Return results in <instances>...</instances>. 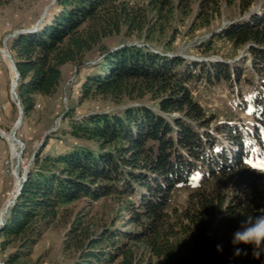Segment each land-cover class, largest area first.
<instances>
[{"label":"trees","instance_id":"1","mask_svg":"<svg viewBox=\"0 0 264 264\" xmlns=\"http://www.w3.org/2000/svg\"><path fill=\"white\" fill-rule=\"evenodd\" d=\"M179 1L184 10L196 2L203 14L236 2ZM10 2L0 0V7ZM251 3L238 0L243 10ZM148 7L151 11L128 0H57L56 12L45 17L35 32L8 42L18 73L16 94L23 118L34 110L37 97L56 93L63 66L80 67L85 55L97 47L103 60L99 70L86 75L83 100L94 96L115 103L146 99L155 102L160 113L178 116L165 118L146 106L82 119L67 113L65 119L72 120L64 135L92 146L36 156L0 230V252L15 247L6 255L7 264H22L29 258L66 206L81 200L92 204L106 197L125 201L126 225L132 229L93 227L89 213H78L67 233L66 242L78 251L71 264H153L154 259L160 264L264 261V257L252 258L250 246L231 243L246 215L264 213V172L258 173L247 163H253L248 157V136L264 150L257 127L242 131L218 125L215 133L206 132L209 120L190 89L202 80L218 84L234 77L242 83L240 72L236 68L230 72L221 63L168 58L144 47L102 46L103 40L113 36L154 31L157 20L153 19L171 12L173 3L150 0ZM221 36L239 46L249 45L264 78V11L232 24ZM247 82L246 77L243 83L247 86ZM253 104V118L258 127H264V102L254 99ZM218 134L225 143L218 140ZM178 188L191 190L181 209L173 205ZM218 245L222 250H217ZM236 248L241 249L239 256L234 255Z\"/></svg>","mask_w":264,"mask_h":264},{"label":"rangeland","instance_id":"2","mask_svg":"<svg viewBox=\"0 0 264 264\" xmlns=\"http://www.w3.org/2000/svg\"><path fill=\"white\" fill-rule=\"evenodd\" d=\"M128 1L131 5L146 7L148 11L150 10L148 7L150 0ZM171 2L173 3L171 12L162 13L163 18L160 20L152 18L154 21L157 20L154 31L145 29L140 35L113 36L103 40L102 46L112 49L126 44L144 47L168 58L180 57L197 64H225L230 72L236 68L240 72L242 83H238L233 77L229 82L207 84L202 80L190 85L193 98L204 109L205 116L209 120V126L204 130L215 133L218 125H232L246 131V128L255 126L257 138L264 146V127H258L259 124L253 118L254 99L264 102L262 86L264 78L260 76L254 64L249 45L239 46L221 36L222 32L232 24L253 15L262 14L264 0H252L245 10L240 7L238 0L232 5L223 3L217 12L209 14L200 13L196 2L185 10L179 7V0H171ZM56 9L57 0H11L9 4L0 7V48H3L7 34L34 27L42 17L50 16L56 12ZM149 14L155 15L153 12ZM6 48V53L11 56L8 42ZM102 60L103 56L97 47L85 55L80 67L71 64L62 67V81L56 93L51 97H37L34 110L26 118L22 115V123L25 121L21 123L19 134L24 150L19 165L16 166L15 160L12 163V171L16 169L18 178H22L26 173L28 175L34 159L40 153L56 155L72 147L92 146V143L64 135L63 130L72 120L71 117L82 119L95 113H119L125 108L134 106H146L165 118L178 116L160 113L156 103L146 99L139 102L123 100L121 103H115L110 99L94 96L83 100L82 83L86 75L100 69ZM8 64L11 67L9 62ZM246 77L250 79L247 86L243 83ZM9 93L10 77L5 70L0 75V104L8 106L4 126L10 132L19 117V110L10 100ZM67 113H70L71 117L65 119ZM201 134L204 137L205 133L201 132ZM221 136L222 134H218V140L225 143ZM246 143L251 147L248 157L253 158V164L264 162V150L259 148V144L250 140L249 136L246 138ZM9 152V145L0 137V215L7 200L6 193L13 190L14 184L12 172L9 170L11 174L9 175L4 164L9 157ZM252 168L258 173L264 172V170ZM190 192V188H178L173 193V205L179 209L184 207ZM126 207L124 200L114 197H106L92 204L81 200L66 206L60 212L57 222L45 232L34 247L31 256L22 264H71L77 257L78 251L72 246V242L66 241L67 233L76 215L89 213L88 220L95 225L93 227L112 225L118 229H132V226L126 225L128 219ZM66 246L68 248H65ZM14 248V246L9 247L3 254L7 255ZM153 264L160 263L154 259Z\"/></svg>","mask_w":264,"mask_h":264},{"label":"built area","instance_id":"3","mask_svg":"<svg viewBox=\"0 0 264 264\" xmlns=\"http://www.w3.org/2000/svg\"><path fill=\"white\" fill-rule=\"evenodd\" d=\"M7 26H8V24H7ZM16 31H12L11 33H9V34H7L6 35V37H5V39H4V42H3V48H0V49H3L4 50V52L6 51V43L7 42H9L12 38H14L13 37V35H14V33H15ZM8 62L9 63H11V61L9 60V58L7 57V55H6V53H5V55H3L1 52H0V75H2L3 74V72L5 71V70H7L8 71V74H9V77H10V100L12 101V103H14L16 106H17V108H18V105H17V102H18V99H17V94H16V86H17V81H18V76H16L15 75V72H14V70H13V65H12V63H11V68H10V66H9V64H8ZM12 69V70H11ZM12 73H13V75H14V78H12L13 77V75H12ZM16 81V86H15V93H13L12 91H11V86H12V84L14 83ZM18 110H19V108H18ZM8 111V106L6 105V104H0V137L1 138H3L6 142H7V144L9 145V157H8V159L7 160H5V162H4V164H5V166H6V172L9 174V175H11L10 174V171L12 172V177H13V171H12V163H13V161L15 160L16 161V166H18L19 165V163H20V157L22 156V153H23V150H24V146H23V144L21 143L22 141H21V135L19 134V131H20V129H21V126L20 127H18L17 129H15V133H14V137H12L17 143H18V147L16 148V153L18 154V155H16V156H13V154H12V148H11V145L9 144V141L6 139V137L7 136H9L10 134H12V132L14 131V126H15V123L13 124V127H12V129H11V131L9 132V131H7L6 129H5V126H4V122H5V113ZM17 121V120H16ZM10 170V171H9ZM23 170H24V168H23ZM13 179H14V177H13ZM15 180V179H14ZM13 188H14V184H13ZM12 191V190H11ZM11 191H8L7 193H6V196H7V198L9 197V194H10V192ZM5 206V205H4ZM0 264H7L6 263V255L5 254H3V253H1L0 252Z\"/></svg>","mask_w":264,"mask_h":264},{"label":"clouds","instance_id":"4","mask_svg":"<svg viewBox=\"0 0 264 264\" xmlns=\"http://www.w3.org/2000/svg\"><path fill=\"white\" fill-rule=\"evenodd\" d=\"M0 226H3L2 221H0ZM231 243L233 246L241 244L250 246L252 258L261 260L264 257V213L246 215L240 222L239 228L233 233ZM217 250H222L221 246L218 245ZM240 254L241 249L236 248L234 255L239 256Z\"/></svg>","mask_w":264,"mask_h":264},{"label":"water","instance_id":"5","mask_svg":"<svg viewBox=\"0 0 264 264\" xmlns=\"http://www.w3.org/2000/svg\"><path fill=\"white\" fill-rule=\"evenodd\" d=\"M43 19H44V17H42V18L40 19V21H38L37 24H36L34 27H31V28H29V29H21V30H17V31L14 33L13 37H16V36L21 35V34H27V33L35 32V31L37 30L38 26H39V25L41 24V22L43 21ZM5 53H6V51H5ZM6 55H7V57L9 58V60L11 61L12 65H13V70H14V72H15V75L18 76V73H17V70H16V68H15V64H14V62H13V60H12V57H11L9 54H7V53H6ZM15 86H16V81H15V82L12 84V86H11V91H12L13 93H15ZM17 105H18V108H19V117H18L17 121H18L19 124H20V123H22V110H21V107H20V105H19V102H17ZM14 133H15V130L12 132V136H13V137H14ZM26 177H27V173L22 177V182L19 183V186H18V189H17V193H16L14 199L10 202V204H8V205L5 207L4 213H3L2 215H0V221L3 222V225H4V218H5V215H6V211H7V209H8V208H9V207L15 202V200H16L17 197H18V195L20 194L21 189H22V184L25 182ZM19 182H20V181H19ZM2 227H3V226H0V230H1Z\"/></svg>","mask_w":264,"mask_h":264},{"label":"bare ground","instance_id":"6","mask_svg":"<svg viewBox=\"0 0 264 264\" xmlns=\"http://www.w3.org/2000/svg\"><path fill=\"white\" fill-rule=\"evenodd\" d=\"M0 52H1L3 55H5V52H4L3 49H0ZM10 65H11V63H10ZM11 70H12V69H11ZM12 75H13V73H12ZM12 78H14V75H13ZM20 126H21V123L19 124V122L16 121L15 126H14V127H15L14 130L17 129L18 127H20ZM12 137H13L12 134H10L9 136L6 137V139L9 141V144L11 145L13 156H16V155H18V154L16 153V148L18 147V143H17ZM13 177H14V179H15V180H14V188H13V190L10 192L9 197L7 198V200H6V202H5V206L3 207V210L1 211V215L4 213L5 207H6L8 204H10V202L14 199V197H15V195H16V193H17V189H18L19 183L22 182V178H21V177L18 178V173H17L16 169L13 170ZM19 181H20V182H19Z\"/></svg>","mask_w":264,"mask_h":264},{"label":"snow or ice","instance_id":"7","mask_svg":"<svg viewBox=\"0 0 264 264\" xmlns=\"http://www.w3.org/2000/svg\"><path fill=\"white\" fill-rule=\"evenodd\" d=\"M247 163H249L254 168L264 170V162H257L253 164L252 161H247ZM195 179H199V177L197 176Z\"/></svg>","mask_w":264,"mask_h":264},{"label":"crops","instance_id":"8","mask_svg":"<svg viewBox=\"0 0 264 264\" xmlns=\"http://www.w3.org/2000/svg\"><path fill=\"white\" fill-rule=\"evenodd\" d=\"M64 67V66H63Z\"/></svg>","mask_w":264,"mask_h":264}]
</instances>
